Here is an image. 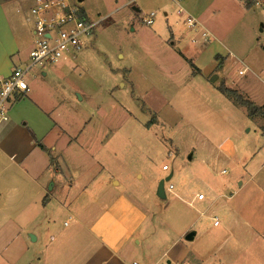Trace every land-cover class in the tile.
<instances>
[{
	"label": "rangeland",
	"instance_id": "374dc122",
	"mask_svg": "<svg viewBox=\"0 0 264 264\" xmlns=\"http://www.w3.org/2000/svg\"><path fill=\"white\" fill-rule=\"evenodd\" d=\"M71 1L90 20L99 21L93 45L58 78L67 95L76 99L71 106L79 112L81 125L93 117L96 122L91 121L88 127H96V132L105 130L103 127L113 130L112 147L105 156L112 175L119 179L122 192L153 208L156 238L147 249L161 254L189 227L197 234L188 242V248L207 264H218L223 253L231 255L233 264H252V256L261 262L262 252L252 246L248 224L252 223V208L256 213L264 212V200L252 190L247 164L252 158L248 150L260 144L258 129L264 127V115L252 114L255 106L264 105V0H258L259 4L253 0L245 13L241 12L243 5L219 0L220 4L214 6L220 10L211 12L219 15L220 28L227 26L234 15H240V20L224 39L211 40L216 41L215 53L223 55L224 60L219 66L217 60L204 56L206 78L203 75L197 85L175 80L182 73L181 62L186 63L168 50L170 32L175 35L178 26L184 27L174 0ZM16 2L0 0V76L14 66L25 65L21 61L32 38L26 12H16ZM179 3L188 9L185 2ZM31 4L28 0L25 5L29 9ZM195 5L188 9V15L194 17L193 11H200ZM150 11L155 12L153 23L146 24L143 18ZM17 49L20 53H15ZM38 69L39 65L33 66L25 79L36 76ZM169 73L175 79L168 78ZM115 74L118 76L114 79ZM212 75L217 76L216 88L224 85L233 89L253 105H237L224 98L211 86ZM126 79L131 82L123 88L119 80ZM76 93L83 99L78 100ZM139 98L150 109L141 108ZM90 141L92 145L97 143ZM214 142H221V146L211 147ZM263 174L264 170L259 176ZM160 181L166 199L156 194ZM168 183L173 185L174 194L166 189ZM198 193L208 194L211 204L196 201L189 205L187 200ZM227 209H238L241 220L227 226L223 216ZM217 214L221 224L214 226L210 217ZM144 235L148 232L141 237ZM146 243L148 239L143 241Z\"/></svg>",
	"mask_w": 264,
	"mask_h": 264
},
{
	"label": "crops",
	"instance_id": "0c3cea01",
	"mask_svg": "<svg viewBox=\"0 0 264 264\" xmlns=\"http://www.w3.org/2000/svg\"><path fill=\"white\" fill-rule=\"evenodd\" d=\"M30 1L32 6L35 0ZM174 1L179 6L177 14L183 18L181 23L185 28L178 26L175 35L170 32L167 43L171 47L168 50L186 66L181 62L184 67H180V76H175L178 79L171 73L168 78L179 80L181 84L189 82L197 85L206 78L204 56L217 60L219 66L224 60L223 55L215 53L216 44L213 43L216 41L211 40L224 39L225 34L240 20V15L230 17V23L220 28L217 21L219 15L216 14L220 10L214 7L220 4L219 0ZM182 1L190 10L195 4L200 7L199 12L193 11L198 29L186 28L184 17L189 11L180 5ZM220 1L238 7L243 5L242 13L253 2ZM27 2L17 0L16 12H26L25 21L31 33V21L28 19L31 6L28 9ZM201 28L209 33L206 38L201 37ZM95 36L94 29L91 35L83 38L78 49L68 50L56 63L39 66L35 72L37 75L26 80L27 89L10 102L7 118L0 122V264H163L164 258L166 264H207L188 248L190 240L185 239V234L191 230L189 227L182 233L183 241V235H180L161 254L155 255L153 250L147 249L156 238L153 208L122 192L119 179L112 175L105 156L112 147L113 130L103 127L105 130L96 132V127H88L93 117L81 125L79 112L71 106L76 99L67 95L58 75L74 60L79 61V55L88 51L95 42ZM28 49L21 61L24 64L28 59ZM19 51L17 49L15 53ZM112 76L115 79L118 75ZM211 77V86L216 88V82ZM130 82L119 80V85L125 88ZM224 82L229 84L226 79ZM76 94L80 96L78 100L83 99L82 95ZM222 96L230 99L224 94ZM140 100L143 103L141 108L150 109L142 98ZM74 124L81 126L75 128ZM258 130L260 144L248 150L252 151V158L247 164V172L252 177V190L264 200V174L259 176L264 170V127ZM91 139L97 143L92 145ZM220 143L214 142L211 147L221 146ZM169 193L174 194L175 191L172 189ZM206 196L203 201L209 205L208 194ZM161 198L166 199V192ZM196 201L194 196L187 200L189 205ZM256 211L252 208V223L248 225L252 229V246L256 245V249L262 252L261 262H264V212ZM223 216L227 226L237 222L238 218L241 220L238 209H227ZM214 217L219 223L213 225H220L218 214L210 217L212 221ZM145 232L148 235L141 237ZM196 234L195 231L192 240ZM145 239H148L146 245L143 244ZM231 259V255L223 253L218 264H233ZM261 262L252 256V264H264Z\"/></svg>",
	"mask_w": 264,
	"mask_h": 264
},
{
	"label": "built area",
	"instance_id": "2783aa9c",
	"mask_svg": "<svg viewBox=\"0 0 264 264\" xmlns=\"http://www.w3.org/2000/svg\"><path fill=\"white\" fill-rule=\"evenodd\" d=\"M255 4H259L256 0ZM155 16L150 11L143 18L146 24H152ZM32 38L28 49V59L25 65L14 66L7 76H0V122L7 118L10 102L27 89L26 74L36 65L44 66L58 62L70 49H78L83 38L91 35L99 20H90L83 9L71 0H35L30 7ZM185 24L192 29H198L195 17L187 15ZM201 37L206 38L209 33L202 28ZM241 71V70H240ZM163 169L167 166L163 165ZM173 185L168 183L167 190ZM206 199L204 193L195 195V200ZM219 223L213 218V224ZM176 264H184L182 262Z\"/></svg>",
	"mask_w": 264,
	"mask_h": 264
},
{
	"label": "trees",
	"instance_id": "16d2710c",
	"mask_svg": "<svg viewBox=\"0 0 264 264\" xmlns=\"http://www.w3.org/2000/svg\"><path fill=\"white\" fill-rule=\"evenodd\" d=\"M222 94H224L226 97L233 100V102L237 105H243L250 107L253 105L252 101L243 98L240 94L236 93L235 90L225 87L224 85H219L217 88ZM263 114L264 115V105L262 106H255L252 110V114ZM46 197H44L45 201Z\"/></svg>",
	"mask_w": 264,
	"mask_h": 264
},
{
	"label": "water",
	"instance_id": "95a60500",
	"mask_svg": "<svg viewBox=\"0 0 264 264\" xmlns=\"http://www.w3.org/2000/svg\"><path fill=\"white\" fill-rule=\"evenodd\" d=\"M215 78H216V75H213L211 77V80H215ZM188 157L190 158L191 155H189ZM170 176H171V174L166 177V180L170 179ZM157 194L160 197H164V195H165L164 186L162 184V181H160L159 184H158ZM194 235H195V231L194 230H190L189 232H187L185 234V239L186 240H192L194 238Z\"/></svg>",
	"mask_w": 264,
	"mask_h": 264
}]
</instances>
